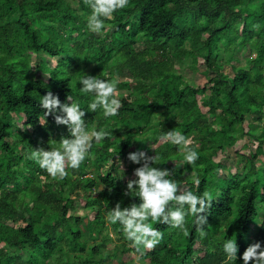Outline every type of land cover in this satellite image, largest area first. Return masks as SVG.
<instances>
[{
	"label": "trees",
	"instance_id": "obj_1",
	"mask_svg": "<svg viewBox=\"0 0 264 264\" xmlns=\"http://www.w3.org/2000/svg\"><path fill=\"white\" fill-rule=\"evenodd\" d=\"M79 3L83 15L64 0H0V264H49L54 256L56 264H106L107 237L89 246L83 219L70 214L75 209L72 194L83 191L87 206L97 208L88 227L98 238L107 230L106 214L117 202L121 207L140 202L135 191L128 192V181L120 180L117 166L116 174L104 173L117 156L129 158L135 141L139 143L133 151L161 154L157 167L175 169L173 177L180 183L212 196L206 236L200 235L192 216L187 218V233L153 223L164 236L146 252L150 264H225L226 236L236 238L239 245L237 261L231 264H242L247 246L264 241L260 224L264 223V166L256 164L259 155L264 156V130L257 138V151L241 158L242 174L221 176L228 166L215 157L237 143L248 115L254 121L264 116V0H129L127 7L106 20L114 30L103 38L87 28L84 17L91 12L87 0ZM187 42L193 45L194 64L215 74L203 87L188 85L173 70L174 60L189 55ZM239 47L256 55L248 59L250 68L232 64ZM32 53L61 60L51 68L42 59L30 72ZM220 53L230 54L224 64ZM92 63L96 75L105 79L128 72L139 92L121 99L115 117L105 118L100 110L86 112L90 129L104 128L110 135L102 143L93 141L91 157L78 169H69L63 179L53 178L29 153L55 146L70 133L54 115L45 117L40 97L51 91L71 103L67 97L72 96L87 109L90 97L80 91L79 81ZM199 94L204 96L206 112ZM20 114L31 134L14 122V115ZM169 130L182 131L193 146H199L195 165L183 161L182 146L166 140L151 149L137 139L146 131L158 141ZM174 163H182L183 168ZM135 164L130 167L132 179L140 166ZM193 172L201 177L198 187L192 182ZM44 178L48 182L43 183ZM110 224L121 235V226ZM131 252L140 255L134 246L124 244L114 256L120 257L119 264H126ZM195 253L204 256L194 258Z\"/></svg>",
	"mask_w": 264,
	"mask_h": 264
},
{
	"label": "clouds",
	"instance_id": "obj_2",
	"mask_svg": "<svg viewBox=\"0 0 264 264\" xmlns=\"http://www.w3.org/2000/svg\"><path fill=\"white\" fill-rule=\"evenodd\" d=\"M87 2L91 12L87 16L86 25L93 33H101L106 20L129 4V0ZM79 82L82 84L80 91L90 97L87 109L82 108L72 96L67 97L71 103L62 102L59 95L51 91L40 97V104L46 110L45 117L54 115L55 121L67 125L70 133L62 136L55 146L33 148L29 153V158L35 160L53 178L63 179L69 174V169H78L91 157L93 141L102 143L110 135L104 128L90 129L85 113L100 110L105 118L115 117L122 106L121 99L116 95L119 83L117 79H105L100 75L85 73ZM161 138L173 145L182 146L183 161L196 164L200 156L199 146H193L191 139L182 131L169 130ZM128 156L132 162L140 165L134 169L136 178L129 180L127 184L128 192L135 191L140 202H133L125 207L117 202L107 212L106 221L118 223L125 238L141 255L146 249L159 244L164 236L158 227L153 226L154 222L166 223L187 233V218L192 216L200 235L206 236V225L209 223L207 213L212 204L211 193L204 191L200 194L193 191L190 186L183 185L173 177L175 169L157 167L162 160L161 154L157 152L155 155H148L141 149L129 152ZM165 161L167 160L164 159L163 162ZM191 179L194 185H200L201 177L195 172ZM222 247L225 264L237 261L239 245L236 238L226 236ZM242 264H264V241L256 240L247 246L242 253Z\"/></svg>",
	"mask_w": 264,
	"mask_h": 264
},
{
	"label": "rangeland",
	"instance_id": "obj_3",
	"mask_svg": "<svg viewBox=\"0 0 264 264\" xmlns=\"http://www.w3.org/2000/svg\"><path fill=\"white\" fill-rule=\"evenodd\" d=\"M68 4H70L73 8L77 9L80 14L83 15V11L81 9L79 0H64ZM84 15L86 16L85 12ZM87 19V16L84 17ZM112 18V17H111ZM110 18V19H111ZM114 25L111 23H105L104 30L101 33H94L97 34L99 37L103 38L107 34L111 33L114 29ZM93 33V32H92ZM207 37V34H205L202 38L203 40ZM141 42H139L137 45H141ZM203 43L199 44V47H202ZM185 48L189 52V55L184 57L183 61L180 60H174L173 62V70L178 74L183 76V79L185 83H187L190 86L193 87H203L205 86L210 78H213L215 74L211 70H205V68L200 67L198 65L194 64L193 57L190 55V52L192 50V44L190 42H187L185 45ZM172 50H176L175 45H172L170 47ZM171 50V51H172ZM173 52V51H172ZM234 54L237 55V58L232 62L233 65L235 66H244L246 68H250L251 64L248 62L249 58H254L256 55L250 54L247 50L246 47H239V49H235ZM230 54H224L220 53V61L226 63L228 60ZM32 58V67L30 72L34 69V67L43 59L47 61V64L51 68H55L58 65V61L61 60V57H52L48 54L45 53H40L38 55L33 54L31 55ZM198 60L199 63H204V58L198 54ZM95 64H89L83 73L85 74H91V75H96L95 73ZM226 70H229V67H227ZM104 74V73H103ZM43 77L46 80H49V77L47 75H43ZM109 79H117L119 81L118 83V90L116 95L122 99L125 96L131 94L132 92H139L135 86H133V78L126 72L122 76H107ZM149 84L152 86L154 85L153 82H149ZM203 98L204 96L199 94L198 95V102L201 106V109L203 112H206L208 110L207 107L203 106ZM76 101H78L76 99ZM260 121H254L252 119V116H247L246 121L244 123V130L242 133L238 134V141L234 146H228L225 150L220 151L218 155L215 157V160L217 162H224L227 166L228 169L222 170L220 175L223 177H228L229 173L233 174H242L244 171V165L241 162V158L248 156L252 153H255L257 151V147L259 145L258 142V137L261 136L263 130H264V116L259 119ZM14 122L22 128V130L29 132L30 134L32 133V130L25 125V118L23 115H14ZM149 132V131H148ZM237 136V134H236ZM140 140L142 143L145 145L149 146L151 149L157 148L164 142H166L165 139H159L158 141H155L152 133L149 132L147 133L146 131L141 132L140 136L137 138ZM139 141H135L134 144L129 148L130 152L136 148L138 145ZM114 151V149H112ZM177 167V164H182V163H174ZM257 166L263 167L264 166V156L259 155V158L257 160ZM136 164L132 162L129 158L124 159L122 157L117 156V159L109 162L107 167L104 170V173L107 172H112L116 174L115 167L117 166V174L120 177V180L125 182L129 181L132 179L130 177V167L135 166ZM114 166V167H113ZM178 169H182L183 165H179L177 167ZM186 175V174H185ZM48 182L45 178L43 179V183ZM97 193H92V196L95 197ZM72 198L74 199V206L75 209L70 211V214L79 217L83 219V224H82V229L85 232L87 238H89V246H95L98 243H101L103 240V237L106 236V247L103 248V254L108 258L106 264H119L120 263V257L117 258L114 256V252L117 249H122V246L126 244L128 247H131L130 242H128L124 238V233L122 232L121 235L120 233H116L111 226L109 222H107V230L104 231V233L97 238V234H90L89 232V223L92 222L95 218L96 215L98 214L97 208H90L87 206V195L78 189L73 192ZM264 213V211H261V215ZM9 224H12V221H6ZM14 223V222H13ZM21 224L20 221L16 222L15 225ZM256 228H253V231H255ZM200 244H197L196 248H199ZM151 249H146L143 254L138 255L134 252L130 253V259L126 261V264H150V259L145 257L146 252ZM76 254L73 253L72 256H75ZM204 253H195L194 258L196 257H203ZM56 256L52 257V260L49 262V264H56L55 262Z\"/></svg>",
	"mask_w": 264,
	"mask_h": 264
}]
</instances>
